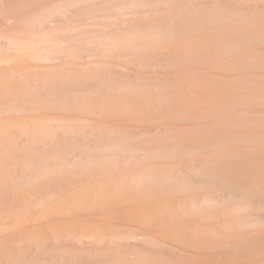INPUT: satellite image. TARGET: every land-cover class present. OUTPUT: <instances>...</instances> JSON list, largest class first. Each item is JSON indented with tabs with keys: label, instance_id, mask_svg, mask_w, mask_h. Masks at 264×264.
Segmentation results:
<instances>
[{
	"label": "bare ground",
	"instance_id": "6f19581e",
	"mask_svg": "<svg viewBox=\"0 0 264 264\" xmlns=\"http://www.w3.org/2000/svg\"><path fill=\"white\" fill-rule=\"evenodd\" d=\"M62 1L0 26V264H264V0Z\"/></svg>",
	"mask_w": 264,
	"mask_h": 264
},
{
	"label": "rangeland",
	"instance_id": "374dc122",
	"mask_svg": "<svg viewBox=\"0 0 264 264\" xmlns=\"http://www.w3.org/2000/svg\"><path fill=\"white\" fill-rule=\"evenodd\" d=\"M26 3H25V2ZM0 0V26L1 27H3V26H6L5 24H11V25H15L14 27H15V29L16 28H19V26L20 27H22V30L24 31L25 29L24 28H26V27H24L23 28V26H25L24 24H26L27 26H29V27H27L26 29L27 30H29V29H31L34 25V27L35 28H37V26H38V24H36L37 22L39 23V21H41V20H44L45 19V21H46V19L47 18H49V17H47V15H48V13H49V15L48 16H50V13H51V16L53 15L52 13H53V11H51V10H54L56 7V10L57 9H59L58 7H60V5L61 6H63L62 5V3L64 2V1H62V0ZM35 1V2H34ZM40 1V2H39ZM54 1V2H53ZM60 1H62V3L61 4H59V2ZM69 1V0H68ZM73 1V0H72ZM77 0H75V2H76ZM84 1V0H83ZM2 2V3H1ZM5 2V3H4ZM21 2V3H20ZM31 2V3H30ZM34 2V3H33ZM39 2V3H38ZM45 2H46V5H45ZM49 2V3H48ZM53 2V7H52V3ZM74 2V1H73ZM73 2H72V4H73ZM17 3V4H16ZM19 3V4H18ZM22 3H24L23 5H22ZM27 3L29 4L28 5V7H29V9H28V7L27 6H25V4L27 5ZM54 3H57L58 4V6H57V4H54ZM70 3V2H69ZM77 3H78V1H77ZM77 3H75V6H77L76 4ZM80 3V2H79ZM65 4H68V2L66 1L65 3H64V5ZM72 4H70V7L72 8V7H74V5L73 6H71ZM22 5V6H21ZM35 5V6H34ZM49 5V6H48ZM54 5L56 6L55 8H54ZM33 6V7H32ZM38 6V7H37ZM49 8H48V7ZM68 6H69V4H68ZM16 7V8H15ZM25 7L29 10H27V9H25ZM41 7H42V9H41ZM44 7V8H43ZM46 7V8H45ZM66 7H67V5H66ZM66 7H65V9H66ZM15 10H14V9ZM21 8H23L24 10H22ZM31 8V9H30ZM50 8H51V10H50ZM52 8H54V9H52ZM63 8L64 7H61V11H63ZM10 9V10H9ZM41 9V10H40ZM44 9V10H43ZM70 9V8H69ZM3 10V11H2ZM6 10V11H5ZM8 10V11H7ZM17 10V11H16ZM20 12H19V11ZM26 10V11H25ZM35 10V11H34ZM43 10V11H42ZM49 10V11H48ZM59 10V12H61ZM16 11V12H15ZM46 11V12H45ZM65 11V10H64ZM39 12H40V14L41 15H43L44 13L46 14V16H45V14L43 15L45 18L43 19V16H40V14H39ZM44 12V13H43ZM55 12V11H54ZM10 13H12V14H10ZM56 13H58L57 11H56ZM55 13V14H56ZM18 14V15H17ZM37 14V15H36ZM22 15V16H21ZM32 15H33V18H34V21H33V18H32ZM24 16H25V19L24 20H26V19H28V17H31L29 20H27V21H31L30 23L29 22H26L25 21V23H23V21L24 20H22L23 18H24ZM36 16H38V17H36ZM39 16H40V18H39ZM10 17V18H9ZM35 17H36V19H35ZM17 20V22H16V20ZM10 19H11V21H10ZM39 19V20H38ZM8 20V21H7ZM19 20V21H18ZM38 20V21H37ZM48 20V19H47ZM4 21H5V23H4ZM15 21V22H14ZM45 21H43V23L45 22ZM10 22V23H9ZM13 22V23H12ZM21 24H20V23ZM33 22H35V23H33ZM3 23V24H2ZM29 25H28V24ZM32 23V25H30ZM16 24H17V26H18V24H19V26L18 27H16ZM23 24V25H22ZM39 24H42V22L41 23H39ZM9 25H7V27L9 28L10 26ZM13 26H12V28H9V29H11V30H13V32L14 31H16V32H10V34L11 33H13L11 36L13 37H9L11 40L10 41H5V40H7V37H6V39H4L3 40V37L1 38V40L3 41V42H6V44H12L11 46L12 47H14V50H15V48H16V46L14 45V43L16 44V42L17 41H19V43L18 44H16L17 46H19L20 45V40L22 39V41H24V40H26L25 38L28 36V34H29V32L27 31V30H25V31H27L26 32V34H25V31H24V33H23V31H18L19 29H14L13 28ZM32 26V27H31ZM0 27V31L1 30H3L2 28ZM31 27V28H30ZM4 29H8V28H6V27H3ZM29 28V29H28ZM41 28V26L39 27V29ZM33 29V28H32ZM31 29V30H32ZM38 29V28H37ZM39 29L37 30V31H39ZM21 30V29H20ZM3 33V32H2ZM15 33H16V35L17 36H15ZM21 33V34H20ZM31 34V33H30ZM14 35V36H13ZM25 37H24V36ZM27 35V36H26ZM31 36V35H30ZM5 37V36H4ZM19 37V38H18ZM9 38H8V40H9ZM17 38V39H16ZM28 38H30L29 36L27 37V39ZM24 39V40H23ZM12 41V43H10ZM14 45V46H13ZM8 47L10 48V45H8ZM8 48V49H9ZM17 49H19L18 47H17ZM11 50H13V48H11Z\"/></svg>",
	"mask_w": 264,
	"mask_h": 264
}]
</instances>
